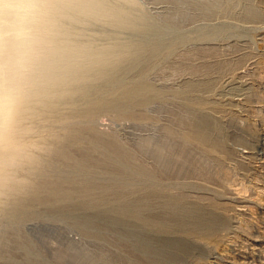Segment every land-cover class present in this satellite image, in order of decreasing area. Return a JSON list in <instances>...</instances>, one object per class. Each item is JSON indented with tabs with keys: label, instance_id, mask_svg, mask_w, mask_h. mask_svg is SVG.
<instances>
[{
	"label": "rangeland",
	"instance_id": "rangeland-1",
	"mask_svg": "<svg viewBox=\"0 0 264 264\" xmlns=\"http://www.w3.org/2000/svg\"><path fill=\"white\" fill-rule=\"evenodd\" d=\"M102 1H107L108 12H112L108 14L106 11V14L121 15L125 22L109 20L110 16L82 21L74 26L77 35L80 34L78 40L99 52L114 46L125 50H116L111 54V59L118 57L119 62L107 67L108 75L100 79L93 73L83 86L87 88L70 93L60 104L62 110L56 109L55 113H72L93 105L99 108H96L94 116L82 118L84 122L80 118L81 122L78 119V123L72 121L76 129L79 127L76 130L78 133H73L77 139H71L69 148L67 138L66 146L71 151L73 148L76 155L85 152V156L97 159L108 145L110 148L107 146L108 152H105L106 155L102 153L103 156H119L118 153L123 156L126 152L124 156H131L128 157L129 162L136 166V170L145 168L148 173L158 172L160 175L157 173V176L162 177L159 181L170 184V198L178 200L179 207H170V213L173 211L170 216L172 256L166 264H264V0ZM142 86L147 87L144 94V99H147L142 101L143 104L138 100L120 111L104 108L101 104L97 106L105 99H110L109 102L122 101L127 92ZM198 118L201 123L203 120L207 122V133L211 135L205 143L195 141V138L186 139L192 126L196 128L195 125L200 123H197ZM55 126L49 130L44 124L42 130L31 132L26 150L44 157L45 162L57 163V157L48 152V136L51 138L49 134L52 130L62 137L71 132ZM92 142L96 143L97 149ZM109 151L111 154H107ZM26 153L27 156L33 155ZM155 157L163 160L159 162ZM98 160H94L98 164L95 167H99L102 174L97 176L103 180L104 186L108 185L104 191L97 188L98 191L94 189L90 192H97L91 197L96 196L95 200L100 201L94 203L97 207H91L86 212L118 205L120 194L123 197L129 195L132 199L139 196L137 192L132 193L134 190L126 193L127 185L123 183L129 177L131 179L125 182L136 185L134 179L138 176L134 178L126 173L129 175L119 182L121 184L118 183L119 188L110 182L112 173L100 170L103 160ZM72 162L63 161L58 169L67 168L66 171H69L73 168ZM108 167L115 168L112 164ZM24 170L18 174H25ZM105 172L108 176L103 174ZM53 178L58 180V175ZM64 187L72 186L64 182ZM101 201L105 202L104 206ZM159 202L154 203V208L159 207ZM183 203L186 205L183 206ZM190 208L195 213L196 209L197 212L200 210L199 214L188 210ZM158 210L161 212L160 208ZM158 210L153 211L157 213ZM69 218H28L21 225L23 231L17 225L8 224L12 231L9 230L8 234V231H3L0 236V264H58L56 253L71 251L67 244L71 241L81 246L75 250L102 257L108 253V256L121 254L123 261L119 264H133L132 249L129 251L125 241L116 234L107 228L98 232L91 226L88 232L84 231L76 219ZM192 222L195 224L192 225ZM211 224H218V227H211ZM43 225L47 228L41 227L42 233L35 236V227ZM190 229L192 232L188 233ZM212 229H216L215 233ZM106 231L113 236L107 235ZM190 234L192 237H188ZM177 242L182 243L178 245ZM121 245L126 246V250Z\"/></svg>",
	"mask_w": 264,
	"mask_h": 264
},
{
	"label": "bare ground",
	"instance_id": "bare-ground-1",
	"mask_svg": "<svg viewBox=\"0 0 264 264\" xmlns=\"http://www.w3.org/2000/svg\"><path fill=\"white\" fill-rule=\"evenodd\" d=\"M104 2L102 0H52V3L56 9V14L54 16L52 25L50 27V32L48 35V44H47V48H46V58L44 60L43 67H42L41 72H40L38 84H37L35 90L33 91V94H32L31 99L27 105L25 115H24V122H25L24 126L26 129H28L27 135L25 136V140L26 141H27V139L29 140L28 135L31 132H35L36 130H42L44 124H47V126H48L47 129H49V128L53 129V126L55 124H56L55 127L58 128L60 125L58 124L59 126H57V123H61V124L64 123V125L66 124L68 126L64 127V125L62 124L63 126H60V127H62L61 130H64V128H65L67 130V132H69V133L71 132L72 134L70 133V134L64 135L62 137L60 134H56L53 130H52L51 134H49L48 130L46 129L48 132L47 135L48 134L51 135V138H49V136H48V140H50L49 141L50 144L48 143L50 145V147H49L50 151H48V152L51 153L50 154L51 156L55 155L57 157V161H58L57 163H55L53 161L45 162L46 159L44 157L35 156V154L33 153L32 149H31L32 154H33L32 155L30 152V149H29L28 151L25 150L22 153H20L17 160L14 163H12L10 166L0 165V231H1L0 236L2 235L3 231H8L7 234L9 233L10 229H9L8 224L17 225L18 229L20 231H23V230H21L22 229L21 225H22L23 221H25L28 218H56V217L67 218V217H70L72 219H76L78 222L77 224L79 226H81L84 231L86 230L88 232V229L90 228L89 226H91V227L96 228L98 230V232H99V229L101 230L102 228H107L108 231H111L114 234H116L119 238H121L122 240L125 241L124 244H126L129 251L132 249L133 264H166V262L170 261V258H171L170 257V255H171L170 254V246H171L170 245L171 244L170 235H172V234H170V230H171V228H170V224H171L170 223V220H171L170 216H172L171 213H173V211H171V213H170V207H174V208L179 207L178 206L179 204H177L178 200H175V198H174V201H173V199L170 198V193L172 192V191L170 192V184L167 185L168 182L166 184H164L165 182H163V181H162L163 183H161L159 181V179L160 178L162 179V177L157 176L159 174L158 172H157L158 174L152 173V172L148 173V172H145V171H147L145 168H143L145 171L144 170H142V171L136 170V166L132 165L131 162H129L130 161L128 159L129 155L124 156V154L126 152H124L123 156L120 153H118L119 156H113V155L112 156H103L102 155L103 152L101 153V151H98L97 153H99V154L101 153V155H102V156L100 155L101 158H100V156L98 157L99 158V160H98V158L93 159L90 156L89 157L85 156V155H87V154H85V152L83 154H81L78 151L79 154L76 155V153H73V148H72V151H71V149H69V148H71V146L69 147L68 144L71 141V139L72 140L77 139V138H75V136H73V133H75V131L77 129H79L78 126H77L78 128L76 129V127H74L72 125L74 123L72 121L76 120L78 123L79 122L78 120H80L82 118L94 116L96 110L99 108H97L93 104H92L93 105L92 107H89L88 109H85V110L82 109L81 111L79 110V111L72 112V113H64V112L55 113L56 109H58L60 107L62 100L66 96H68L70 93H74V92L76 93V92L82 91L83 90L82 88H87V87H83V86L86 85L85 82L88 80V78L91 75H93V73L95 75H97L98 77H100V79H101L102 77H104L107 74V72H108L107 67L109 65H116L119 62L118 57L116 59H114V58L111 59L110 56L113 52H115L116 50H118V51L125 50L123 48L114 46V47L110 48L109 50L99 52V51H96L95 49H93L89 44H83L78 40V37L80 34L77 35V32L75 30L76 28L74 29V26L76 24H78L82 21H85V20H91L92 21L93 19L98 18V17L104 16V18H105V17L110 16V15H108L109 12L111 11L110 10L108 12V9H110L108 7L109 5L108 4L106 5L107 1H106V3H104ZM106 11L108 14H106ZM110 13H112V12H110ZM119 13L122 14L120 11H119ZM68 18H69V20H68ZM110 19H114V21L117 23H120V21L122 23L125 22L123 16L118 15V14H114V13L109 17V20ZM83 25H85V24H83ZM81 34H84V33H81ZM96 67H100V69H96ZM95 70H97V71H95ZM116 83H118V82L116 81ZM103 86H104V84H103ZM89 88H92V87H89ZM146 89H147V87L142 86L140 88H135L129 92L126 91L127 93L124 96V99L123 100L121 99L122 101L116 100L114 102H109L110 99H109V101L105 99V100H101L100 102H98L97 106L99 104H101L104 108H107V109L115 108L116 110L118 109L119 111L125 110L126 108H128L127 106L132 105V103H134L135 101L139 100L140 102H142L145 99H147L146 97L144 99V94H145ZM78 94L79 93H77V95ZM80 96L81 95H79V97ZM86 96H87V94H86ZM73 99L76 100L75 97ZM93 103H95V102H93ZM62 104H63V102H62ZM88 104H89V102H88ZM142 104H143V102H142ZM74 106H75V104H74ZM59 110H62V109L59 108L58 111ZM75 110H76V108L74 109V111ZM122 113H124V112H122ZM130 113H131V111H130ZM131 114H128V115L131 116ZM200 118H202V117H200ZM200 118L197 119V120H199L197 123H199L201 121ZM76 121H75V123H76ZM82 121H83V119H82ZM194 121H195V119H194ZM80 122H81V120H80ZM204 122L205 121L203 120V123L200 122L197 125H195L196 123L194 122L195 123L194 125L196 126V128H193V126H192V131H190V132L188 129L189 134H187L186 139L188 140L189 138H191V139L195 138V141L197 139V140L204 142V143L207 142L209 140V136H211V135L208 136V134H210V133H207L208 132L207 131L208 129L206 128L207 122L206 123H204ZM79 124H81V123H79ZM57 128H54V129H57ZM67 128H69V129H67ZM58 130H60V128ZM80 130H81V128H80ZM57 132H59V131H57ZM63 133H65V131ZM63 133H62V135H63ZM42 134H41V136H42ZM43 135H45V134H43ZM77 136H78V134H77ZM63 138L65 139V141ZM78 138H79V136H78ZM66 140H68L67 146L69 148L66 146ZM43 141H44V139L42 140V142ZM74 141H72V142H74ZM78 141H79V139H78ZM199 141H197V142H199ZM211 141H213V139ZM45 142H47V141H45ZM95 142H96V140H95ZM201 142H200V144H201ZM29 144H30V142L28 143V145ZM35 144H34V146H35ZM71 144L74 145V143H71ZM92 144L93 145L95 144L93 146L95 148L96 143L92 142ZM208 144H210V142ZM98 145H100L99 142H98ZM107 146L105 148L102 147L101 150H103V148H104V151L108 152L107 151L108 149H106ZM45 147H47V146H45ZM72 147H74V146H72ZM108 148H110V146H108ZM43 149H44V147H43ZM95 149H97V148H95ZM98 149H100V146L98 147ZM115 149H118V148H115ZM115 149H114V151L116 152L117 150H115ZM111 151H109V153H107V154H111L110 153ZM118 151H119V149H118ZM26 152H29L32 156H27L28 154ZM105 152L103 153L104 155H106ZM113 152H112V154H113ZM42 153H43V151H42ZM88 154H89V152H88ZM129 158H131V156ZM155 158L159 162H161L163 160L162 158H159V157L158 158L155 157ZM100 159L103 160V162L101 163L102 165L100 167V170H104V171L112 173L111 174L112 178L110 179V182H112L113 185L117 184V186H118V183L121 182L123 179H125L124 177L126 175L130 174V176L132 175V176H134V178H135V176H138L137 179H134L136 182V185L135 184L132 185L130 182H125L126 180L131 179L129 177H126V180L123 181V183H124V185H127V188L125 186V190H126L125 192L126 193H127V191L131 192L134 190L132 193L137 192V193H139V196L136 195L138 197L135 199H132L129 195H128L129 197L127 195H124V197H123V195L120 194L121 196L119 195V198H118L119 204L118 205H115V206L114 205L113 206L107 205V207L103 210H98L95 212L93 211L90 213V212H86V211L87 210L90 211V209H92L91 207H97V206H95L94 203L95 202L99 203V201H100V200L99 201L95 200L96 196H95V198L91 197V194L93 192L91 194H90V192L92 190L94 191V189L98 191L97 188H101L103 190H100V191H104V188H106V186L108 185V183H107V185L104 186L103 185L104 182H102L103 180H101L97 176V174H100L101 172L98 170L99 167H97V168L95 167V165H98V164H95L96 161L94 163V160L100 161ZM60 160H61V162H60ZM67 160L73 161L71 164L72 165L71 167H73V168H70L69 171H66L67 168H65V170L64 169L59 170L58 165L62 164L63 161H67ZM134 161H135V159H134ZM111 164L114 165L115 168L108 167V165H111ZM165 164H166V162H165ZM169 165H170V163H169ZM138 166L139 165H137V167ZM67 167H69V166H67ZM141 167H142V165H141ZM24 169H26V173L23 175L21 174L22 176L19 175L18 173H21L20 171H22ZM153 170L154 169H152V171ZM155 171H157V170H155ZM128 172H129V174H126ZM103 174L108 176V174L106 172ZM57 175H58V180L53 178L54 176H57ZM103 179H105V178H103ZM64 182L69 183L72 187L71 188H65L66 185L64 187ZM131 182H133V181H131ZM119 184H121V183H119ZM128 184H131V186H129ZM174 185H176V184H174ZM177 186H179V185H177ZM118 187L120 188V186H118ZM118 187H116V188H118ZM122 187H123V185H122ZM171 187H173V186H171ZM123 189H124V187H123ZM123 189L122 190L120 189V191H123ZM114 190H116V189H114ZM100 191H99V193H101ZM116 193H118V192L116 191ZM77 194H79V196ZM129 194L131 195V193H129ZM102 196H104V195H102ZM180 196H182V195H180ZM112 197H114V196H112ZM115 197L117 198L116 195H115ZM182 197H185V196H182ZM116 198H115V200H116ZM186 198H184V199L186 200ZM170 199H172V200H170ZM176 199H178V198H176ZM104 200H106V199H104ZM158 200L160 201L158 208L161 209V212L158 210V208L157 209L154 208V206H155L154 203ZM73 202H75V204H71ZM107 202H108V200H107ZM68 203H70V205ZM101 203H102V206H104L105 202L103 203L101 201ZM186 203H185V205H186ZM99 205H101V204H98V207H101ZM156 205H157V203H156ZM185 205L183 203V206H185ZM194 205H195V203H194ZM180 206H182V205L180 204ZM191 206H193V205L191 204ZM202 207L203 206L201 205V208ZM197 208H199V207H197ZM153 210H158V212L155 213ZM185 210H187V209H185ZM188 210H192V209L190 208ZM188 210H187V212H188ZM204 211H205V207H204ZM184 212H186V211H184ZM198 212L196 209V213L195 212L194 213L197 214ZM179 213H180V211H179ZM181 213L179 216H181ZM210 213H212V211ZM188 216H187V218H188ZM193 216L195 218L194 214H193ZM197 217H199V216H197ZM217 218H218V216H217ZM206 219H208V218H206ZM188 220H195V219L189 218ZM197 221H198V218H197ZM212 221H214V220H212ZM182 222H183V220H182ZM201 222H203V221H201ZM201 222H199V224ZM189 223H191V221ZM192 223H193L192 225L195 224L194 222H192ZM173 225L175 226V223ZM212 225L213 224H211V227H212ZM215 225L216 224H214L213 226H215ZM198 226L199 225H197V227ZM205 226H206V224H205ZM41 227L47 228L46 225L36 226L35 230H34L36 232L35 236H37V233L39 234L42 231ZM193 227L191 226V228H193ZM211 227H209V229ZM195 228H196V226H195ZM198 228L200 229V227H198ZM191 230L192 229L188 230V233L192 232ZM215 230H213L214 233H215ZM10 231H12V230H10ZM94 231H93V233L96 232V231L95 232ZM102 231H100V232L102 233ZM178 231H181V229L180 230L178 229ZM90 232H92V231H90ZM109 233L107 232V235ZM102 234H104V233H102ZM183 234H184V232H183ZM198 234H197V236H198ZM201 234L203 236V233H201ZM206 234H207V232H206ZM111 235L113 236L112 233H111ZM178 236H180L179 233H178ZM189 236L192 237L191 234L188 235V237ZM194 236H195V234H193V237ZM102 237H104V236H102ZM99 238H100V236H99ZM115 238L116 237H114V239ZM171 238H173V237H171ZM116 239H118V238H116ZM121 239H119V240H121ZM102 240H104V239L102 238ZM180 240H181V237H180ZM182 240L185 241V239H182ZM43 242L45 243L44 239H43ZM122 242L119 241V243H122ZM185 242H187V241H185ZM179 243L177 242L178 245H179ZM67 244H68V247L70 248L71 251L68 250V251H62V252L56 253V254H58V260H59L58 264H119V263H121V261H123L121 254H120L121 256L117 255V254H111L110 256H108L109 255V253H108L107 256L104 257V255H105L104 254L102 257V256L93 255L90 252H87L84 250H75L77 248H81V246L79 247L78 244H76L72 241L68 242ZM173 245H175V244H173ZM121 246H123V245H121ZM126 246H123V247L125 248ZM174 248H176V247H174ZM125 250H126V248H125ZM181 252H183V251H181ZM123 254H124V252H123ZM129 257L131 258V256H129ZM129 257H127L125 259L127 260ZM42 259H44V258H42ZM131 261L132 260L130 259V263H131Z\"/></svg>",
	"mask_w": 264,
	"mask_h": 264
},
{
	"label": "clouds",
	"instance_id": "clouds-1",
	"mask_svg": "<svg viewBox=\"0 0 264 264\" xmlns=\"http://www.w3.org/2000/svg\"><path fill=\"white\" fill-rule=\"evenodd\" d=\"M56 9L52 0H0V165L27 149L24 115L35 90Z\"/></svg>",
	"mask_w": 264,
	"mask_h": 264
}]
</instances>
